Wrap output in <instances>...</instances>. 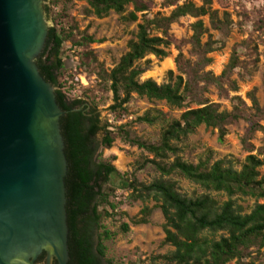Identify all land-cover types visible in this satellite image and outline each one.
Wrapping results in <instances>:
<instances>
[{
    "label": "trees",
    "instance_id": "1",
    "mask_svg": "<svg viewBox=\"0 0 264 264\" xmlns=\"http://www.w3.org/2000/svg\"><path fill=\"white\" fill-rule=\"evenodd\" d=\"M48 1V0H45ZM91 12L100 18L114 11L126 12L133 5V11L124 17L136 21L140 13L142 22L137 26V39L131 41L129 50L121 56L118 63L106 74L113 103L112 113L123 114L125 105L132 96L143 97L149 101H164L174 109L186 108L178 120H171L159 110L147 112L141 121L147 124L162 123L157 143L132 138L128 131L120 127L118 135L124 141L147 151L153 158L146 164L152 165L158 178L149 183L128 180L117 171L111 159L99 154V147L110 148L115 140L111 125L102 123L100 115L80 99H69L65 84L61 82V71L72 67L73 58L62 57L64 44L72 40L74 34L64 13L53 15L54 25L48 28L45 48L35 59L39 73L55 90L56 103L64 112L61 119V136L68 168L64 180L67 190V226L69 229V261L67 264H113L105 257L104 240L116 234L106 229L102 223L114 212L116 206L111 201L115 194L114 183H126L133 202L153 199L159 204L165 223V243L173 248L156 257L164 264H264V204H256L248 213L237 204L236 196L248 197L258 201L264 199V152H256L251 144L253 135L263 131L260 120L264 112L251 93L249 101L253 115L244 109V102L238 96L231 98L229 111L220 110L219 105L210 103L205 93L211 85L220 97L227 96L230 90L237 92V82L231 75L238 68L237 52L231 54L227 65L218 76L206 67L212 62L210 54L224 48L229 36L231 21L229 14L212 8V0H202V5L181 0H166L167 5L175 7L168 16L147 18L144 14L153 6V0H87ZM53 1L46 6L47 17L51 15ZM52 5V6H51ZM191 16L197 20L190 25L193 33L186 41L176 42L168 33L170 25L179 18ZM207 17L209 27L221 37L214 40L200 17ZM264 19L259 20L262 24ZM260 28V27H259ZM158 30L161 35L153 36L150 31ZM93 42L92 39L88 40ZM188 43L189 57L183 55L182 46ZM174 45L178 54L174 61L177 76L168 71L169 81L158 84L153 79L141 80L144 69L139 62L147 55L162 58L166 49ZM83 43L74 41L73 47L83 49ZM195 104V108L189 105ZM240 119L249 122V127L240 140L243 149L249 152L245 163L237 169L233 161L220 159L210 165L209 160L198 164L185 161L177 145L188 138L201 126L217 130L218 140L222 141L228 132L227 126ZM101 135V142L97 137ZM173 158V161L170 159ZM177 175L185 178L209 192L223 193L228 199L220 202L209 193L198 196L185 195L177 189L170 179ZM147 207L142 213L147 214ZM144 220V219H143ZM123 232L129 230L126 224L120 226ZM252 255H255L252 258ZM250 260L249 262L246 261Z\"/></svg>",
    "mask_w": 264,
    "mask_h": 264
},
{
    "label": "rangeland",
    "instance_id": "2",
    "mask_svg": "<svg viewBox=\"0 0 264 264\" xmlns=\"http://www.w3.org/2000/svg\"><path fill=\"white\" fill-rule=\"evenodd\" d=\"M53 1L57 5L52 6L51 15L47 17L46 6ZM193 2L197 6L202 5V0H181ZM44 18L47 27L54 25L53 15L64 13L67 15L69 25L74 36L71 41L64 44L62 57L73 58L72 67H65L61 71V82L65 84V93L69 99H80L95 112L100 115L102 123L108 122L114 133L115 140L110 148L99 147V154L105 159H111L125 179H135L139 183H149L158 178L159 173L150 164H146L147 159L153 158L143 149L128 143L118 135V129L123 127L132 138L157 143L160 132L164 125L162 123L147 124L140 120L147 112L154 110L162 111L168 119L178 120L186 108L174 109L164 101H149L146 98L132 96L124 106L123 114L112 113L109 106L113 103L109 82L106 74L119 61L122 55L129 50L130 42L137 39V26L142 22L139 13L137 20L125 19L128 13L133 11V5L126 7V12L118 14L114 11L102 16L95 17L91 12L87 0H48L44 1ZM212 8L219 11V16L227 12L231 21L230 34L226 39L224 48L210 54L212 62L206 67L214 76L222 73L228 60L236 51L238 57V68L231 75V80L237 82L239 90L233 92L229 86L227 96L220 97L215 87L209 86L205 93L210 103L219 105L220 110L229 111L232 106L231 98L240 97L244 102V109L253 115L255 111L249 101V95L253 93L259 108L264 112V21L259 24L260 19H264V0H212ZM175 7L167 5L166 0H153V6L146 12L147 18L154 16H168ZM204 26L208 30L204 40L211 35L214 40L221 37L220 33L212 31L209 27L207 17H200ZM197 19L191 16H184L176 23L170 25L168 33L172 38L179 41H188L192 32L190 25ZM260 27V28H259ZM153 36H160L158 30L152 29ZM92 39L93 42L88 40ZM74 41L83 43V49L77 50L73 47ZM191 46L185 43L182 46L183 55L188 58ZM167 53L162 58L147 55L138 65L144 69L141 80L153 79L158 84L169 81L168 71L172 70L175 76L174 61L178 54L177 48L170 45L166 49ZM195 104L189 108H195ZM264 127V119L260 120ZM249 122L240 119L231 122L227 126L228 132L222 141L218 140L217 130L207 129L201 126L186 140L179 143L177 147L181 150L179 156L185 161L198 164L200 161L209 160L210 165L220 159L233 161L235 167L240 169L245 163L249 152L242 148L240 140L249 127ZM102 136L97 137V142H101ZM259 155L264 152V133L258 131L250 141ZM173 161V158L170 159ZM260 175L264 176V168L260 169ZM177 184L179 192L188 196H198L209 193L216 200L223 202L228 197L223 193H214L202 189L198 185L191 183L185 178L177 175L170 177ZM115 194L111 201L116 208L111 216L105 219L102 225L116 234L110 239L104 240L105 257L113 264H164L157 259L159 255L170 253L173 248L165 243L164 217L159 204L153 199L147 201L133 202L130 198V190L126 183H114ZM237 204L242 207L244 213H249L256 204H264V199L258 201L248 197H235ZM147 207V214H143V208ZM144 219V220H143ZM126 224L129 228L123 232L120 226ZM255 255H252L254 258ZM249 262L250 260H247ZM229 264H234L230 262Z\"/></svg>",
    "mask_w": 264,
    "mask_h": 264
},
{
    "label": "water",
    "instance_id": "3",
    "mask_svg": "<svg viewBox=\"0 0 264 264\" xmlns=\"http://www.w3.org/2000/svg\"><path fill=\"white\" fill-rule=\"evenodd\" d=\"M45 0H0V264L69 261L64 112L39 73Z\"/></svg>",
    "mask_w": 264,
    "mask_h": 264
},
{
    "label": "flooded vegetation",
    "instance_id": "4",
    "mask_svg": "<svg viewBox=\"0 0 264 264\" xmlns=\"http://www.w3.org/2000/svg\"><path fill=\"white\" fill-rule=\"evenodd\" d=\"M89 108L90 107H87L86 110H88ZM35 264H46V257L44 252L37 256ZM52 264H56L55 260H53Z\"/></svg>",
    "mask_w": 264,
    "mask_h": 264
}]
</instances>
